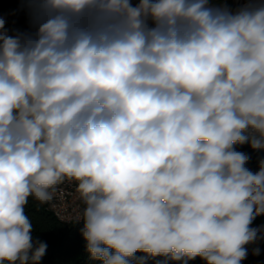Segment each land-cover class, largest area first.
Masks as SVG:
<instances>
[{"label": "clouds", "instance_id": "1", "mask_svg": "<svg viewBox=\"0 0 264 264\" xmlns=\"http://www.w3.org/2000/svg\"><path fill=\"white\" fill-rule=\"evenodd\" d=\"M31 2L35 31L0 16V264H39L25 206L65 180L101 264H241L264 214V160L234 148L264 149V5Z\"/></svg>", "mask_w": 264, "mask_h": 264}, {"label": "trees", "instance_id": "2", "mask_svg": "<svg viewBox=\"0 0 264 264\" xmlns=\"http://www.w3.org/2000/svg\"><path fill=\"white\" fill-rule=\"evenodd\" d=\"M231 2L232 0H226L225 3L221 0H209V3H214L219 7H230ZM32 11L33 9L12 23L11 18L17 16L15 5L9 1L0 0V16L5 18V28L8 29L9 34L15 31H35ZM234 148L250 157L245 167L253 173L259 170L260 162L264 160V152L253 150L249 143L237 144ZM25 213L33 225V240L38 239L47 244L46 252L39 264H101L100 261L93 260L86 250V241L81 233L83 221L71 225L62 224L43 205L31 197L25 206ZM259 225H264V214L256 215L250 224V226ZM257 247L264 249V230L257 233V239L254 242L245 245L248 255V262L245 264H262L256 254ZM141 258H143V264H157L158 261L164 259V257H151L146 253L137 252L132 259V264H140ZM168 264H179V262L169 261ZM188 264H205V261L196 257Z\"/></svg>", "mask_w": 264, "mask_h": 264}, {"label": "built area", "instance_id": "3", "mask_svg": "<svg viewBox=\"0 0 264 264\" xmlns=\"http://www.w3.org/2000/svg\"><path fill=\"white\" fill-rule=\"evenodd\" d=\"M5 1L11 2L16 7L17 16L11 18L12 23H15L18 17L22 16L23 14L34 8V5L32 4L31 0ZM131 3L133 6H135L138 3V0H131ZM261 5H264V0H232L230 7H219L214 3H209L210 7L227 8L233 12L246 6L256 7ZM253 150L264 152V149ZM76 189V182L65 180L63 183L56 186V191L51 201L47 203H40L39 201L38 202L43 205L45 209L50 212L60 223L65 225L79 223L82 221V212L85 205L83 204V201L81 200L80 195ZM249 227L258 229V232L264 230V225ZM256 250H258V254L256 251L257 256L262 261V264H264V249L257 247ZM247 262L248 255L243 261H241V264H245Z\"/></svg>", "mask_w": 264, "mask_h": 264}, {"label": "rangeland", "instance_id": "4", "mask_svg": "<svg viewBox=\"0 0 264 264\" xmlns=\"http://www.w3.org/2000/svg\"><path fill=\"white\" fill-rule=\"evenodd\" d=\"M214 1H217V0H214ZM223 3H225L226 2V0H221ZM224 5V4H223Z\"/></svg>", "mask_w": 264, "mask_h": 264}]
</instances>
